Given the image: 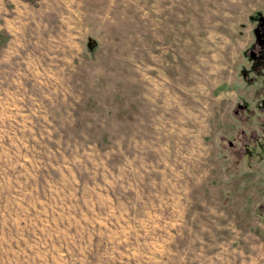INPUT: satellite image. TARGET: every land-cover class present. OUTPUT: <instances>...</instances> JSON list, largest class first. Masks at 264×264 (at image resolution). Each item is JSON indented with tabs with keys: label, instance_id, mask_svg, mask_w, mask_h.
I'll return each instance as SVG.
<instances>
[{
	"label": "rangeland",
	"instance_id": "1",
	"mask_svg": "<svg viewBox=\"0 0 264 264\" xmlns=\"http://www.w3.org/2000/svg\"><path fill=\"white\" fill-rule=\"evenodd\" d=\"M259 121L264 0H0V264H264Z\"/></svg>",
	"mask_w": 264,
	"mask_h": 264
},
{
	"label": "trees",
	"instance_id": "2",
	"mask_svg": "<svg viewBox=\"0 0 264 264\" xmlns=\"http://www.w3.org/2000/svg\"><path fill=\"white\" fill-rule=\"evenodd\" d=\"M259 127H260V130H261V133L264 134V123L263 122H260L258 123ZM245 134V133H244ZM241 137V142H243L244 146H241V149H236L237 151L239 150H243L245 148H247L248 146H252V145H255L256 143H258V136H251L249 134L247 135H244ZM247 143V144H246ZM236 144L233 143V145H231V147H235Z\"/></svg>",
	"mask_w": 264,
	"mask_h": 264
}]
</instances>
